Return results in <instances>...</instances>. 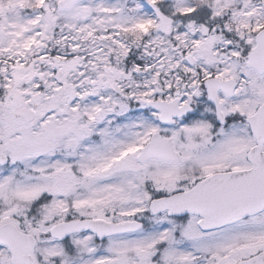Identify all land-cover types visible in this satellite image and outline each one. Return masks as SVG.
Instances as JSON below:
<instances>
[{
  "label": "snow or ice",
  "instance_id": "obj_1",
  "mask_svg": "<svg viewBox=\"0 0 264 264\" xmlns=\"http://www.w3.org/2000/svg\"><path fill=\"white\" fill-rule=\"evenodd\" d=\"M0 264H264V0H0Z\"/></svg>",
  "mask_w": 264,
  "mask_h": 264
}]
</instances>
